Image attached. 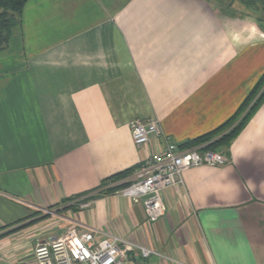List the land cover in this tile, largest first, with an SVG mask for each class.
<instances>
[{
	"label": "crops",
	"instance_id": "1",
	"mask_svg": "<svg viewBox=\"0 0 264 264\" xmlns=\"http://www.w3.org/2000/svg\"><path fill=\"white\" fill-rule=\"evenodd\" d=\"M231 26L213 0H27L0 51V264L69 229L157 254L126 264H264V99L214 149L224 164L186 169L162 192L155 223L141 203L99 193L167 143L207 150L192 143L227 131L264 74V26L242 23L241 39ZM136 121L161 135L136 147ZM86 197L12 236L33 212Z\"/></svg>",
	"mask_w": 264,
	"mask_h": 264
},
{
	"label": "built area",
	"instance_id": "2",
	"mask_svg": "<svg viewBox=\"0 0 264 264\" xmlns=\"http://www.w3.org/2000/svg\"><path fill=\"white\" fill-rule=\"evenodd\" d=\"M161 135L156 121H136L132 126V141L136 147L146 145L152 137ZM227 161L218 152L195 147L179 150L167 143L162 153L152 155L124 181L108 184L112 188L126 183L113 193L141 203L149 223H155L165 215L162 192L181 183V173L199 166H218ZM83 204V203H82ZM92 229H69L63 235L37 243L29 261H7L4 264H126L131 255L146 259L155 252L118 236L100 233ZM135 264H143L138 261Z\"/></svg>",
	"mask_w": 264,
	"mask_h": 264
},
{
	"label": "trees",
	"instance_id": "3",
	"mask_svg": "<svg viewBox=\"0 0 264 264\" xmlns=\"http://www.w3.org/2000/svg\"><path fill=\"white\" fill-rule=\"evenodd\" d=\"M26 2L27 0H0V51H3L7 48L12 31L20 26L21 14ZM257 93L258 95L256 96ZM263 99L264 74L254 87V89L251 91L249 96L246 98L241 109L228 124L229 127L227 131L217 141L209 142L210 137L207 136L194 141L192 145L204 143L206 144V149L212 151H214V149L219 145L227 146L229 141L233 137H235L240 129L245 125V123L248 121V119L251 117V115L257 109ZM130 174L131 171H126L114 175L108 180V182L99 187V189L101 190L99 191V193H112L116 189L123 187L124 185H126V183H121L112 188H105L108 184L124 181ZM88 198L89 197L82 199L81 201H79V203H85Z\"/></svg>",
	"mask_w": 264,
	"mask_h": 264
},
{
	"label": "rangeland",
	"instance_id": "4",
	"mask_svg": "<svg viewBox=\"0 0 264 264\" xmlns=\"http://www.w3.org/2000/svg\"><path fill=\"white\" fill-rule=\"evenodd\" d=\"M216 9L219 11L223 18V21L231 26L236 37L241 39L244 37L243 32L240 31V25L245 24L247 21H252L255 24L264 26V0H213ZM243 31V30H242ZM216 140H211L214 142ZM212 151V150H210ZM79 202H68L58 207L33 212L30 217V221L14 229L13 237L24 235L34 231V229L42 226L44 223H49L53 220H61L60 218L67 215V209H74ZM36 227V228H34ZM28 231V232H27ZM3 236L0 234V238Z\"/></svg>",
	"mask_w": 264,
	"mask_h": 264
}]
</instances>
